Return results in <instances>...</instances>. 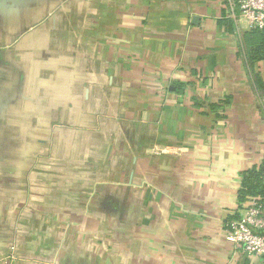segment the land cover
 <instances>
[{"label":"crops","instance_id":"crops-1","mask_svg":"<svg viewBox=\"0 0 264 264\" xmlns=\"http://www.w3.org/2000/svg\"><path fill=\"white\" fill-rule=\"evenodd\" d=\"M17 1L0 264H264L227 239L264 169V59L229 0Z\"/></svg>","mask_w":264,"mask_h":264},{"label":"built area","instance_id":"built-area-1","mask_svg":"<svg viewBox=\"0 0 264 264\" xmlns=\"http://www.w3.org/2000/svg\"><path fill=\"white\" fill-rule=\"evenodd\" d=\"M230 18L245 22L250 29L264 32V0H229ZM151 155H159L164 148L153 147ZM239 220L228 225V241L244 254L264 261V211L256 202L238 210Z\"/></svg>","mask_w":264,"mask_h":264},{"label":"trees","instance_id":"trees-1","mask_svg":"<svg viewBox=\"0 0 264 264\" xmlns=\"http://www.w3.org/2000/svg\"><path fill=\"white\" fill-rule=\"evenodd\" d=\"M254 31L257 36V41L252 51L257 59H264V32L258 30ZM238 201L240 208L250 202H256L264 211V169H253L242 174ZM236 220H239V216H236V218L230 222Z\"/></svg>","mask_w":264,"mask_h":264},{"label":"rangeland","instance_id":"rangeland-1","mask_svg":"<svg viewBox=\"0 0 264 264\" xmlns=\"http://www.w3.org/2000/svg\"><path fill=\"white\" fill-rule=\"evenodd\" d=\"M10 1V3H9ZM18 5V1L16 2V0H0V50L5 47H3V30L6 31H10V34H13L16 30L9 29L7 27V23L8 22H14L18 19V16H16V13H8L7 8L8 7H12V6H17ZM16 16V17H14ZM14 23H11V25H13ZM14 35V34H13ZM16 35V34H15ZM2 136H0L1 139Z\"/></svg>","mask_w":264,"mask_h":264}]
</instances>
